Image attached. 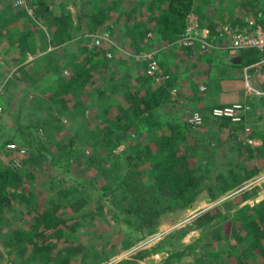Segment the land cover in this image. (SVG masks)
I'll use <instances>...</instances> for the list:
<instances>
[{
	"label": "trees",
	"instance_id": "16d2710c",
	"mask_svg": "<svg viewBox=\"0 0 264 264\" xmlns=\"http://www.w3.org/2000/svg\"><path fill=\"white\" fill-rule=\"evenodd\" d=\"M83 2L86 3L78 8L76 18H70L68 14L56 13L53 0H30L29 5L33 9L37 23L33 24L34 19L25 13L26 29L18 28L16 36H9L8 41H5L9 47L7 51L10 53L18 51V55L16 54L17 56L14 57V62L19 63V65L28 62L29 56L33 57L32 69L39 70L33 74L35 83L39 84L46 80L48 74H58L61 70V64L57 61L54 66L50 63L43 66L42 61L47 56L40 57V54L45 53L48 49L52 51L55 47L62 48L67 43L76 42V37L84 28L83 22H87L85 28L89 34L107 33L108 31L116 36L119 31L121 34L123 31L127 32L131 40V48L138 50L144 42L153 40L148 37V34L151 33L156 40L168 45L167 51L170 52L168 54L170 58H175L171 52L173 50L172 45H175L185 32L187 18L190 14H197L201 20V26L207 27L212 35L218 33V28L221 29L226 25L223 17L218 21L214 16L208 17L209 22L205 24L201 18V12H199L200 7L199 9L196 7L195 0H136L137 3L134 5H128L125 0H83ZM210 3H213V0L203 1L204 7L212 5ZM227 9L231 16L235 14L230 7ZM8 11L9 8H4L0 12V35L3 30L15 26V20H11L12 17ZM29 24L34 27L30 28ZM42 28L45 29V32L48 31L49 41L40 35ZM83 39L78 42L81 44L78 52H73L69 57L70 65L67 68L70 71L69 76L63 75L62 79L57 80L55 85L52 83L44 85L40 88V92L43 96L49 90L53 92V87L56 86V92L52 93L50 100L58 104L62 102V97L68 98L74 101L79 111L84 112L85 116L88 117L94 107L89 104L88 108L85 107L82 104L83 97L88 94L92 95L97 77L102 76L105 66L113 60V64L111 63L109 67L112 71L109 81L113 84L119 82L120 86L110 90L108 85H105L104 93L100 97L110 91V94L118 96L119 99L116 103L108 104L107 110L101 115H97L98 119L102 118L103 122L95 121L94 136L85 143V145L90 144L92 151L90 156H85L86 147L78 152L83 158L96 163L105 177H109V173L117 174L114 176L116 180L113 177V182L116 185L103 187L101 192L105 195L107 193L118 195L115 196L116 199L118 198L115 202L110 201V205H113L109 210L110 216L117 222H125L127 229L130 230L131 228L134 241L139 243L156 234L161 225V216L171 212L184 211L196 202L203 190L201 186L204 180L210 179L201 176V174H207V167L218 163L214 161L212 163V160L215 158L217 160V157L206 162H202L200 159L196 167H193L190 157H195L196 153L205 152L203 148L198 147V143L200 144L202 141L196 140L198 142L192 146L191 150L193 151L190 152V157L180 147V143L187 136L175 132L178 126L177 118L173 113L175 101L172 99L171 93L176 88L171 77L164 79L162 74L149 76L146 71L148 64L133 59L135 70L137 69L139 74L142 73L137 77V85L135 86L136 83L118 77L119 73L114 67L115 61L118 60L115 58L117 48L114 45L103 42L98 47L90 48L91 38L85 36ZM11 41H15V45H12ZM110 51L115 55L111 60L107 57ZM178 51L180 53L183 50L179 49ZM195 51L197 55L207 56L200 54L199 47ZM243 52L240 55L244 57L247 52ZM252 56V61L261 57L260 53H253ZM248 57L249 54L246 58L244 57L245 61L242 65L249 64ZM199 58L201 59V57ZM159 63L164 74L170 73L171 66L166 65V62L162 61L161 58ZM74 64L77 66L73 67ZM230 64L239 67V65L234 64L233 60L230 61ZM23 68L22 65L20 71ZM2 70V64H0V72ZM41 70H44L45 73L42 74ZM144 71L145 75L143 74ZM1 84L4 87H0V108L2 112L3 110L5 112L7 107H5L3 94L4 90L6 91L8 88V84L6 86ZM25 92L28 93L29 91L26 90ZM164 113L165 115L167 113L166 116L168 117L164 118ZM49 124L51 123L49 122ZM54 128L60 129L58 124H55ZM146 128L150 130L147 149L133 139L139 137L142 140L144 134L149 133L148 130L145 133ZM74 131V137L70 143L65 146L62 142L58 145V151L51 155L45 153L48 151L45 148L46 141H39L38 147L34 148L33 156L38 158L41 154H45L47 157L45 160L49 159L50 168L54 172H58V175L53 173L41 183L42 186H46L45 188L48 187L49 191L61 192L58 188L66 185L65 173H68L71 165L77 161L73 154L77 149L76 139L81 133V128H75ZM49 135L52 134L49 133ZM248 137L254 139L258 136L252 133ZM235 141L242 150L255 153L251 147H244L243 142L238 140V136ZM262 142L264 144V139ZM3 147H5V143L0 142V148ZM121 147L123 150L117 153ZM202 157L210 158L208 154H204ZM252 158L253 155H250L243 161L249 162ZM124 162L126 163L125 167L122 166ZM228 162L232 163V166L230 165L227 169V179H224L223 175L219 178L220 182L225 185L223 192L237 188L238 184L252 176V173L248 172H246V176H242L245 162L236 161L233 158L228 159ZM145 165L149 169L140 171V168ZM121 169L127 171L129 175L121 173ZM21 176L19 172H14L8 167H0V223L6 212L9 213L16 202L20 203L18 211L27 208L33 210L39 206V202H34L36 195L27 194L23 182H21ZM92 184L93 180L87 179L82 183L76 182V188L71 185L65 190L64 198L77 193L81 196L80 198L72 197V202L67 205L70 211L65 216L62 207L53 208L55 203L52 199V201H47L48 204L43 211L39 209L40 212L38 211L30 229H12L13 231L6 240L9 243L6 247L7 251H10L8 255L17 252L19 256H24L21 257L22 261L19 263L18 258L14 260L8 258L10 264H73V262L76 264L78 260L81 264L84 262V264H103L112 260L117 255L115 251L98 256L95 253L91 254L90 252L95 251H91L84 244H75L76 231L80 224L79 214L90 205V200L84 195V190L99 191H96ZM214 194L218 195L215 192ZM232 205L238 206L239 204H230V206ZM120 215H124V220L121 219ZM234 217L233 223L237 227L235 234H237L238 245L228 244L227 248L224 249L221 246V248L218 247L217 252H213L209 251L208 247L195 251L191 245L168 249L163 243H159L153 246L151 250L140 251L133 259L124 260L118 264H137L138 260L150 258L161 252L169 255L164 264H183L184 259L189 257L194 258V264H233V260L235 264H264V222L262 221L264 204L257 208L246 206L240 209ZM203 218L208 222L211 221V218L207 216L200 217L195 221L196 228L200 229L201 232H203L202 227L207 226ZM61 244L63 246H60ZM78 257L80 258L77 260ZM91 258L92 260H90Z\"/></svg>",
	"mask_w": 264,
	"mask_h": 264
},
{
	"label": "rangeland",
	"instance_id": "374dc122",
	"mask_svg": "<svg viewBox=\"0 0 264 264\" xmlns=\"http://www.w3.org/2000/svg\"><path fill=\"white\" fill-rule=\"evenodd\" d=\"M25 1L26 4H24ZM203 1L204 0H195V5L198 9L200 7L199 12H201V18L205 24L209 22V20H207L209 19L208 17L214 16L218 21L223 17V21L226 25L239 22L244 24L246 21L252 20L260 23L264 27V0H213V3H210L212 5L208 7H204ZM29 2L30 0H0V12L4 8H9L8 13L11 14H9L10 17H12L11 20H15V26L3 30L4 32L2 31L0 35V40L6 38L0 42V64H2L3 68L0 72V87H4L1 83L5 86L8 84V88L6 91L4 90L3 94V100L7 110H5V112L4 110L2 112V109L0 110V142L5 143V145L10 143L17 145V149L14 151H7L8 149L5 147L2 149L0 148V167H8L14 172H19L22 175L21 182H23L24 189L27 191V194L36 195V200L34 202H39V206L33 210L27 208L18 211L20 203L16 202L13 207L14 209L12 208L9 213H7V211L3 216V220L0 223V264H10L8 258L12 260L18 258L19 263L22 261L21 257L24 256H19L17 252H13L10 256L8 255L10 251H7L6 247L9 243H7L6 240L13 231L12 229H30V226H33L31 223L37 217L39 209L43 211L46 204H48L47 201H52V199H54L55 203L53 208L57 207L59 209L62 207L63 215L65 216V214L70 211L67 205L72 202V197H81L79 193H77L64 198L63 194L65 190L71 185L76 188V182L82 183L87 179H92V185L95 187L96 191H99L84 190V195L90 200V205L79 214L80 224L77 227V239L75 244H84L91 251H95L90 252L91 254L95 253V255L98 256L107 255L115 251L117 255L112 258V260L103 264H118L124 260L133 259L138 252L151 250L153 246L159 243H163L168 249L191 245L195 251L208 247L207 249L213 252H217L218 247L221 248V246L224 249L227 248L228 244L233 246L238 245L237 234H235L237 233L235 232L237 227L233 223L234 216L240 209L246 206L257 208L264 204V144L262 141H255L250 138L252 140L249 145L246 143L249 137L238 136V132H235L236 137L238 136V140L240 139L241 142H243V146L251 147L255 153L252 154L248 150H242V148L235 146L239 144L233 141V147H231L232 144L230 145V149L226 147L227 155L221 154L224 156H217V160L215 158V160H212V163L213 161L218 163L208 164V173L201 174V176L210 179L204 180L201 186L203 190L196 202L184 211L171 212L161 216V225L156 234L146 238L144 241L136 243L132 236L131 228L128 230L125 222H117L110 216L109 210L113 206L110 205V201L115 202L118 199H116L115 196L118 195L112 193H107V195H105L101 192L103 187L113 184L116 185V183L113 182V177L117 174L109 173V177H105L96 163L88 161L85 157L83 158L78 152L86 147L84 151L85 156H90L92 152L90 144L87 143V145H85V143L94 136V123L103 122L102 118L98 119L97 115H101L102 112H105L107 106H109L108 104L113 102L116 103L119 99L118 96L116 97L114 94H110V91L100 97V95L104 93L105 85H108L110 90L119 85V82L118 84H113V82L110 83L109 81L111 78L110 75L112 74L109 67L113 60L110 64L108 63L105 66L102 76L97 77V81L93 86L92 95L88 94L83 97L82 104H84L85 107L88 108V104L94 107L88 114V117L85 116L84 112L79 111L74 101L68 98H66L68 99L66 100L65 97H62V102L58 104L50 100L52 93L56 92V86H52L53 92L49 90V92L43 96L40 92V88L50 83L55 85L56 81L62 79L63 75L66 77L69 76L70 71L67 70L70 65L69 57L73 52H78L79 46H81L78 42L84 40L83 37L85 36L91 38L89 43L90 48L98 47L102 45L103 42L111 43L117 48L116 57L111 53L112 51L108 53L107 57L110 60L113 59V56L118 59L115 61L114 65L116 72L119 73L118 77L124 78L129 82L131 81V83H136L137 77L142 74H139L137 69L135 70L133 59H136L138 62H143L146 65L155 61L160 66L159 60L161 58L162 61L166 62V65L171 66L170 73L168 74L173 80L176 88L174 89L175 93H171L172 99L175 101L173 113L177 118L178 126L175 132L187 136L186 139L180 143V147L184 152L189 154L190 157V152L193 151L191 150L192 146L195 142L197 144L198 141H196V139L199 140V138H197L199 130H190L191 128L185 124V118L189 113L195 110L201 113L205 112V110L199 109L201 105L204 109L208 106L211 111L213 108L221 105L229 106L230 104L244 103V101L247 100L246 97L251 98L247 96L244 90L245 80L243 79L241 71H238V68L241 67L231 65L230 61L232 57H229L213 65L211 70H206V67L202 64V59L198 58L196 51L181 48L177 42L175 45H172L173 50H171L175 58H170L168 57L170 52L167 51L168 45L156 40L151 33L148 34V37L153 40L150 42L147 41V43L144 42L142 47L138 50L136 48H131V40L127 32L123 31V34H121L119 31L116 33V36H113L112 33L108 31L107 33L98 32L96 34H89L88 30L85 28L87 22H83L82 26L84 28L79 32L78 37H76V42L73 41V43L65 44L62 47L64 49L55 47L52 51L48 49L45 53L40 54V57L47 56V58H44L42 61L43 66L49 63L54 66V63L57 61L61 64V70L58 74H48L46 80L38 84L37 82L35 83L33 79L34 72L39 71L32 69V61L34 59H30L28 61L30 63L25 62V65H19V63L14 62V57L18 55V51L10 53V51H7L9 47L5 44L9 36H16L18 28L26 29V14L34 19L32 22L33 24L37 23ZM125 2L128 3V5L137 3L136 0H125ZM53 3L56 6V13H64L68 14L70 18H76L78 8L84 6L86 2H83V0H53ZM228 7H230L235 14L231 16L227 9ZM244 9L245 12H243ZM226 25H224V27ZM32 26L29 24L30 28H32ZM222 29L223 27L221 29L218 28L217 32L219 33ZM40 35L49 41L50 35L48 31L45 32L44 28H42V33ZM98 38H103V40H100V45L96 46L95 40ZM15 41H11V44L15 45ZM178 48L183 51L179 53ZM226 49L223 42L215 41L214 49L211 50L209 54L217 60L219 54ZM192 53L197 55V57H195V55H190ZM254 53L258 52L254 51ZM22 65L24 68L20 71ZM76 66L77 64L73 65V67ZM228 69L229 75L224 74L222 77L219 74ZM41 72L42 74L45 73L44 70H41ZM143 74L145 75V71ZM208 77L217 81L213 85L209 83L206 87L207 84L205 82ZM221 79L225 84L232 85L229 87V90H231L229 91V97L231 98L226 100V102L229 101L226 104H222L221 101H215V103L213 101V104H210V101L213 100L211 89L215 90L216 97H219L222 93L220 85ZM242 84L243 86L241 88L236 87ZM134 85L136 86L137 83ZM199 87H205L206 90L201 91ZM26 90L29 92H25ZM234 95H241L242 99L238 100L236 97H232ZM251 99L255 101L258 100L256 98ZM166 115L164 113V118L168 117ZM49 122L51 124H49ZM55 124L59 125V130L54 128ZM75 128H81V133H79L76 139L77 149L73 154V157L77 158V161L71 165L68 173H65L64 179L66 185L64 184V186L58 188L61 192L55 193L49 191L48 187L45 188L46 186H42L41 183L53 173L58 175V172H54L50 168L49 159L45 160V158H47L45 154H41L38 158L33 156L34 148L38 147L39 141H46L45 148L48 149V151H45V153L51 155L58 151V145L62 144V142L65 146L70 143V140L74 137ZM147 130L146 128L145 133ZM149 131L150 130H148V132ZM49 133L52 135L50 136ZM149 134L150 132L144 134L142 140H140L139 137L133 139L137 140L136 142H140L143 148H146ZM122 150L123 148L121 147L117 150V153H120ZM196 151L197 148L195 149V153ZM202 155L204 156V153H196L195 157H190V162L193 167H196L200 159L202 162L209 160V158L202 157ZM250 155H253V158L249 160V162L243 161V159ZM219 157L220 160H218ZM232 158L236 161L245 162V172L243 170L242 176H246V172L252 173V176L238 184L239 186L237 188L223 192L225 185L220 182L219 178L223 175L224 179H227V169L232 164L228 162V159ZM124 165H126L125 162L122 166L125 167ZM205 165H207V163H205ZM146 169H149V167L145 165L143 168H140V171H147ZM120 171L121 173L129 175V173L123 169ZM144 175L145 173L143 176ZM198 175H200V173H198ZM115 178L116 177H114V179ZM214 192L218 193V195H215ZM230 204L239 205L230 206ZM204 216L211 218V221L208 222L203 218L207 226L202 227L203 232H201L200 229L196 228L195 221ZM120 217L124 220V215H120ZM262 221L264 222V217ZM64 244L66 245V243ZM60 246H63V244ZM242 249H245V247H242ZM168 257V254L161 252L150 258L138 260L137 264H164L165 261L167 262ZM79 258L80 257H78L77 260ZM90 260H92V258ZM232 262L235 264L234 260ZM73 264L75 263L73 262ZM76 264L81 263L78 260ZM183 264H194V258L189 257L184 259Z\"/></svg>",
	"mask_w": 264,
	"mask_h": 264
},
{
	"label": "built area",
	"instance_id": "2783aa9c",
	"mask_svg": "<svg viewBox=\"0 0 264 264\" xmlns=\"http://www.w3.org/2000/svg\"><path fill=\"white\" fill-rule=\"evenodd\" d=\"M24 4H26V1ZM100 40H103V38L95 40L96 46L100 45ZM215 41L223 42L224 47L227 48L226 50L231 52L257 50L263 54V57L258 62L244 70V89L247 96L264 101V89L255 87L252 75L253 72L264 73V27L260 23L250 20L244 24L234 23V25H226L218 34L212 35L208 28L201 26L199 16L192 13L188 16L186 30L177 43L181 48L190 51H195L199 47L200 54L209 55L210 51L214 49ZM147 74L149 76L162 74L161 76L164 79L170 77L161 71L159 64L155 61L148 64ZM199 89L201 91L206 90L205 87H199ZM172 93H175V91ZM248 110V103H235L229 106L213 108L211 115L214 119L229 121L235 126H240L244 124ZM204 122V116L199 111H193L185 118V123L193 130L201 129L204 126ZM246 131L249 132V129ZM251 140L250 138L247 140L249 145ZM5 148L8 149L7 151H14L17 149V145L10 143L5 145Z\"/></svg>",
	"mask_w": 264,
	"mask_h": 264
},
{
	"label": "crops",
	"instance_id": "0c3cea01",
	"mask_svg": "<svg viewBox=\"0 0 264 264\" xmlns=\"http://www.w3.org/2000/svg\"><path fill=\"white\" fill-rule=\"evenodd\" d=\"M243 12H245V11H243ZM254 51L260 53L261 58L263 57V54L257 50L244 51V52H247L246 55L244 56L245 58L249 54V57H248L249 64L248 65L247 64L242 65L245 60H244V57L241 56L240 54L243 51L233 53L231 51L225 50L224 52L219 54L217 60L215 58H213L211 56V54L207 55L206 57L205 56L203 57L202 55L198 54V58L201 57L202 62H203L202 64L204 67H206L205 68L206 70H211L213 65L217 64L218 62H221L224 59L232 57L231 60H233L234 64L239 65V66L242 65V66H240L241 68H238L239 69L238 71L239 72L241 71V74H242L243 79H244V70L247 67L255 64L256 62H258L261 59L260 58L259 60H253L252 61L251 56L253 55ZM32 58L33 57L29 56V60ZM252 58H253V56H252ZM219 74L221 76L224 74L229 75V69L224 70V72L222 71ZM252 75H253L254 85L259 89H264V73L263 72H259V73L253 72ZM216 81H214L210 77H208L206 79V82H205L207 84L206 87L208 86L209 83L212 85L215 84ZM220 85L222 88V93L220 94L219 97H216L215 96V90L211 89V96H212L213 100L210 101V104H213V101H214V103H215V101H217V102L221 101L222 104L223 103L226 104L229 102V101L226 102V100L231 98V97H229V93H230L229 91H231V90H229V87H231L232 85L231 84H225L222 79L220 80ZM242 86H243V84L236 86V87L241 88ZM232 97H236V99H238V100L242 99L241 95H239V96L234 95ZM246 98H247V100H245V98H244V100H245L244 102L248 103L249 110L247 112L244 124H242L240 126H235V125L231 124L229 121L214 119L211 115L212 110L210 111L208 106L206 107V109H204V107L202 108L201 107L202 105L199 106L200 110H205V112H202L205 122H204V126L201 129H197V130H199L198 131L199 135L197 138H199V140L202 141V143H200V144L198 143V147H202L205 150L204 154H208V156L210 157L209 159H213L214 157H217L221 154L227 155L226 154V151H227L226 147H228V149H230L231 144H232L231 147H233V141H235V139H236L235 132H238V136H242V137L243 136L248 137L250 134L253 133V135L258 136L256 138H254L255 141H262V139H264V101H258V100L255 101V100H252L251 98H248V97H246ZM218 107H223V105L218 106ZM195 111H198V110H195ZM247 129H249V132L246 131ZM196 140H198V139H196ZM235 146H238V145H235ZM224 155H221V156H224Z\"/></svg>",
	"mask_w": 264,
	"mask_h": 264
},
{
	"label": "clouds",
	"instance_id": "9594fccd",
	"mask_svg": "<svg viewBox=\"0 0 264 264\" xmlns=\"http://www.w3.org/2000/svg\"><path fill=\"white\" fill-rule=\"evenodd\" d=\"M212 112V111H211Z\"/></svg>",
	"mask_w": 264,
	"mask_h": 264
}]
</instances>
